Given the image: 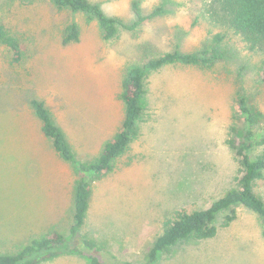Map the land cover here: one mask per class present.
I'll return each mask as SVG.
<instances>
[{"label": "rangeland", "instance_id": "obj_1", "mask_svg": "<svg viewBox=\"0 0 264 264\" xmlns=\"http://www.w3.org/2000/svg\"><path fill=\"white\" fill-rule=\"evenodd\" d=\"M126 25L106 39L96 20L50 0H0V23L21 40L20 62L0 41V253L16 252L32 238L60 230L70 247L95 239L104 264H148L146 256L164 223L179 210L205 209L236 186L242 165L228 140L242 124L237 96L264 112V44L250 51L242 37L219 21L216 0H91ZM126 2V7H125ZM113 5H118L114 7ZM75 19L76 42L64 43ZM223 34L216 40L217 34ZM224 56L212 67L169 64L148 71L138 134L113 168L92 180L86 223H73L70 163L42 133L31 99L52 116L84 159L99 156L120 129L126 105L123 81L131 66L179 49ZM264 152V143L251 151ZM255 191L264 199V179ZM220 213L217 234L187 238L150 264H264V223L253 211ZM41 264H91L80 253H63Z\"/></svg>", "mask_w": 264, "mask_h": 264}, {"label": "trees", "instance_id": "obj_2", "mask_svg": "<svg viewBox=\"0 0 264 264\" xmlns=\"http://www.w3.org/2000/svg\"><path fill=\"white\" fill-rule=\"evenodd\" d=\"M29 1V0H25ZM60 8H69L74 14L84 13L96 20L106 39L118 33L119 26L134 29L147 17L142 14L138 2L133 8L138 17L134 25H126L119 18L108 15L101 5L91 0H50ZM221 4L223 15L219 21L228 31L240 35L245 47L250 51L262 49L264 44V0H216ZM64 43L76 42L80 38L79 26L73 19L64 30ZM219 33L216 40L223 39ZM0 41L8 47L12 61L20 62L23 55L21 40L9 33L0 23ZM223 52L215 45L206 50L183 52L179 49L150 58L141 66H131L123 81L122 98L126 109L122 125L114 138L104 147L99 156L84 159L75 150L62 127L52 116L45 101L31 99V107L41 123L43 135L50 140L56 152L73 167L76 178L73 186V223L70 232L77 236L83 229L93 194L92 180L107 174L113 163L128 149L138 134V122L145 94L144 77L148 71L157 70L169 64L182 63L212 67L222 59ZM239 120L235 123L228 144L239 159L242 170L236 179V186L229 189L218 200L205 209L179 210L164 223V230L154 241L146 256L148 264L160 255L169 254L172 247L187 238L208 239L214 237L218 227L214 224L217 216L231 210L224 226L236 219V208L244 207L256 213L264 223V199L255 191L257 181L264 179V152L253 158L251 151L257 144L264 143V112L249 104L244 93L237 96ZM264 235V230H263ZM102 246L93 238H82L77 247H70L66 235L60 230L32 238L27 244L12 253H0V264H41L44 261L67 253H80L89 257L91 264H104L93 251Z\"/></svg>", "mask_w": 264, "mask_h": 264}, {"label": "clouds", "instance_id": "obj_3", "mask_svg": "<svg viewBox=\"0 0 264 264\" xmlns=\"http://www.w3.org/2000/svg\"><path fill=\"white\" fill-rule=\"evenodd\" d=\"M114 7H118V5H113ZM127 5H126V2H125V7H126Z\"/></svg>", "mask_w": 264, "mask_h": 264}]
</instances>
